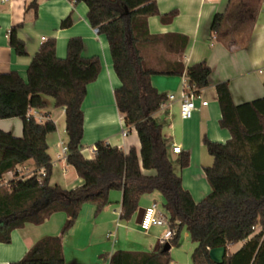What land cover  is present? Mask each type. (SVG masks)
Wrapping results in <instances>:
<instances>
[{
	"label": "trees",
	"instance_id": "16d2710c",
	"mask_svg": "<svg viewBox=\"0 0 264 264\" xmlns=\"http://www.w3.org/2000/svg\"><path fill=\"white\" fill-rule=\"evenodd\" d=\"M87 6V20L108 43L113 70L120 81L114 90L117 110L126 128L137 133L140 150L128 152L107 142L95 143L91 158L82 154L83 111L86 87L101 69L97 56H82L83 40L71 37L66 55H56V41L43 42L31 59L26 79L17 72L0 73V119L19 118L22 134L0 130V180L7 173L13 177L8 186H0V243L8 244L11 232L26 223L39 225L52 214L63 212L66 220L60 234L37 240L24 256L10 264H65L62 237L74 225L83 204L90 203L98 214L110 203L112 190L121 192V222L133 219L141 196L157 190L163 197V209L172 234L167 242L178 245L185 230L195 247L192 264H214L208 251L225 247L222 264H264V97L235 104L228 81L215 84L221 117L219 126L230 137L202 142L212 163L203 168L210 192L195 202L183 188L180 173L188 166L189 153L172 156L169 141L163 136V123L154 115L167 102L168 95L152 83V77L184 76L199 94L210 85L211 68L205 61L184 65L182 58L188 37L180 33L152 34L147 18L159 15L170 22L175 11L160 15L156 0H70ZM244 0H231L241 5ZM26 9L35 13L38 0H29ZM126 11V13H125ZM226 14H216L210 32L219 34ZM248 16V15H247ZM60 28L71 26L67 16ZM20 25L8 33V44L19 56L26 55L25 44L17 36ZM53 107L64 109L66 163L82 183L73 189L51 184V158L47 136L56 124L47 113L38 121L32 111ZM32 161L37 169L27 177L19 176L17 167ZM43 168L44 176L37 171ZM154 171L145 174L143 171ZM240 243L230 252L229 248ZM163 247V246H162ZM156 252L116 250L108 264H170L168 250Z\"/></svg>",
	"mask_w": 264,
	"mask_h": 264
},
{
	"label": "crops",
	"instance_id": "0c3cea01",
	"mask_svg": "<svg viewBox=\"0 0 264 264\" xmlns=\"http://www.w3.org/2000/svg\"><path fill=\"white\" fill-rule=\"evenodd\" d=\"M28 1L0 2V73L15 71L26 79L27 67L45 40L54 38L56 55L64 58L68 40L71 37H81L82 56H97L101 63L98 77L87 85V93L81 105L84 125L81 152L85 157L91 158L95 143L104 141L125 152L134 147L139 153L137 133L133 127L126 128L123 115L115 104L114 90L119 87L120 81L113 70L108 43L103 35H99L90 26L86 17L87 6L82 2L74 5L70 0H38L35 13L32 9H26ZM156 4L160 15L175 11V16L168 23H162L159 15L149 16V32L186 35L188 43L182 58L185 67L205 61L211 68L210 85L199 94L201 100L207 104L201 106L200 100H197L198 109L189 119H182L179 114L185 77L177 76L178 83L170 79L154 80L152 77L155 87L168 96L173 95L154 116L162 121V133L171 148L178 145L181 151L189 153L188 166L179 169L175 165V170L180 173L183 188L192 195L195 202H199L210 192L203 168L212 163V157L207 153L202 140L207 137L211 142L224 143L230 137L227 130L219 126L221 113L215 84L228 81L235 104L264 97V0H244L241 5L231 0H156ZM216 14H226L219 34L210 32L211 20ZM67 16L71 18V26L60 28L61 21ZM17 25H20L17 36L25 44L24 56L15 54L8 44L9 30ZM32 113L42 116L47 113L56 124V131L47 136L48 153L52 157L50 183L64 189L78 187L82 181L74 168L66 160H58V157L53 159L52 156L53 149L63 141L59 133V123L62 120L64 122V109L53 107L52 100L51 103L47 102L45 110ZM22 124L19 118L0 119V130L20 136ZM62 131L65 134L64 124ZM174 155L176 158L178 154ZM36 170L32 161L17 167L19 176L23 177ZM143 173L153 174L151 170ZM11 177L12 172L4 175L8 180ZM118 192L119 201L115 206L111 207L109 203L96 215H93L92 210L89 213L80 211L74 225L62 237L65 264H108L111 254L116 250L156 252L163 246L159 237L165 228L153 227L147 234L142 233L135 224L136 213L129 222L119 220L121 192ZM157 194H160L157 190L143 194L138 209L156 203L159 200ZM163 203L161 202V208L157 207L160 214L166 216ZM56 214L60 212L52 214L39 225L26 223L22 228L13 230L10 242L0 243V264H10L21 259L42 237L59 235L66 215L63 213L62 218L55 217ZM184 234L183 238H189L187 232ZM175 246H170L169 252ZM235 246L238 249L240 243ZM194 247L195 245H189L187 264H191L189 255Z\"/></svg>",
	"mask_w": 264,
	"mask_h": 264
},
{
	"label": "built area",
	"instance_id": "2783aa9c",
	"mask_svg": "<svg viewBox=\"0 0 264 264\" xmlns=\"http://www.w3.org/2000/svg\"><path fill=\"white\" fill-rule=\"evenodd\" d=\"M8 0H0L1 4L7 2ZM200 94V93H199ZM195 93L194 87L192 85H189L186 80L183 82L182 85V94L180 97L181 103L179 108V114L182 119H189L193 113L198 109V106L196 105V101L200 100V105L205 106L207 104L206 101H202L200 95ZM173 98V95L168 96V100H171ZM33 116L38 121H43L46 117L43 115H36L32 113ZM123 134H126V132H123ZM61 153L57 156L58 160L64 159L66 160L67 155V148L66 145L61 143ZM171 152L173 154H180L181 153V147L178 145H173L171 148ZM37 173L41 176H44V169L40 168ZM32 174V173H31ZM0 186H8V179H5L4 176L0 180ZM144 212L142 214L141 222L138 224L139 230L147 234L153 227H163L165 228L162 235L159 237L160 243L164 245L167 243L171 237V230L169 229L167 224V219L165 216L161 215L158 207L155 203L149 205L148 207L144 208ZM109 236L111 234L109 233Z\"/></svg>",
	"mask_w": 264,
	"mask_h": 264
},
{
	"label": "rangeland",
	"instance_id": "374dc122",
	"mask_svg": "<svg viewBox=\"0 0 264 264\" xmlns=\"http://www.w3.org/2000/svg\"><path fill=\"white\" fill-rule=\"evenodd\" d=\"M154 80L155 79H159V80H173V81H176V83L179 82V78L177 76H164V75H157V76H153ZM159 88L162 89L161 85H158ZM163 90V89H162ZM165 91V89H164ZM177 92V91H176ZM172 93V92H171ZM179 93H175V95H178ZM46 100L47 102L51 103L52 102V99L50 97H46ZM58 111V110H56ZM61 125H59V133H60V136L62 138V142L63 144H66V135L63 133L62 129H63V120L59 123ZM61 153V146L58 145V147L54 148L53 151H52V156L54 157L53 159L57 158V155H59ZM152 171V170H151ZM152 173L154 174V171H152ZM118 194L119 192L117 190H112L110 193H109V201H110V206L113 207L117 204V202L119 201V199L117 198L118 197ZM116 195V197H115ZM159 195V200H156L155 204L157 206H159V208H161V202H164L163 200V197L160 196V194H157ZM116 198V199H115ZM82 212L81 213H89L91 210L93 211V215H94V207L92 204L90 203H85L83 204L82 208H81ZM59 215V216H58ZM82 215L81 214V219H82ZM55 217H64V214L63 212H60V214H56ZM53 219H57V218H53ZM66 220V219H65ZM64 220V222H65ZM63 222V224H64ZM62 224V226H63ZM62 228V227H61ZM184 233H186L185 230H182L181 233H180V245L178 246H175L171 251H170V257H171V264H187L186 262H188L187 260V257H188V248H189V245H195L193 242L191 243V240L189 238L185 239V236L183 238L182 234L185 235ZM238 246H235V247H232L229 249L230 252H232L233 250H235ZM189 261L191 262V253L189 255ZM192 264V263H191Z\"/></svg>",
	"mask_w": 264,
	"mask_h": 264
},
{
	"label": "water",
	"instance_id": "95a60500",
	"mask_svg": "<svg viewBox=\"0 0 264 264\" xmlns=\"http://www.w3.org/2000/svg\"><path fill=\"white\" fill-rule=\"evenodd\" d=\"M125 13H126V11H125ZM172 156L174 157L175 155L172 154ZM144 211H145L144 208L137 209V212L135 215V224L138 225L141 222L142 214ZM169 245L170 244L165 243L162 247V250H164V251L168 250ZM225 254H226L225 247H217V248L210 249L208 251V256H209L210 260L212 262H214V264L224 263L223 261H224Z\"/></svg>",
	"mask_w": 264,
	"mask_h": 264
}]
</instances>
